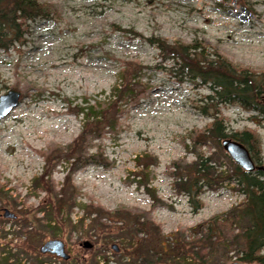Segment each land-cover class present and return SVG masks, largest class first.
<instances>
[{
	"label": "rangeland",
	"instance_id": "374dc122",
	"mask_svg": "<svg viewBox=\"0 0 264 264\" xmlns=\"http://www.w3.org/2000/svg\"><path fill=\"white\" fill-rule=\"evenodd\" d=\"M43 2L54 7L53 17L28 23L23 45L0 50V96L19 94L18 105L0 120V249L13 257L9 263L117 264L123 258L125 264L130 250L105 240L124 228L115 221L119 211L147 214L168 237L241 205L244 196L233 179L203 188L195 200L177 190V167L194 162L197 154L212 156L213 179L230 175V170L222 156H214L218 151L210 141L194 143L193 133L211 122L199 109V101L211 95L209 89L199 81L180 79L171 62H160L148 39L204 46L208 53L217 50L235 65L262 73L264 0ZM126 63L133 66L125 77L131 78L137 99L122 102L114 131L106 128L100 138L87 140L81 163L47 164L44 155L55 157L80 134L85 122L78 109L83 99H109ZM217 109L230 133L248 129L258 135L261 163L255 166H264L262 118L236 104H218ZM91 155L102 158L95 163ZM137 158L148 166L146 172L136 167ZM140 172L146 174L156 201L137 183L141 180L134 179L133 173ZM58 192L71 226L53 236L36 221L44 218L40 212L49 210V202L60 197ZM197 200L201 208L194 210ZM89 206L103 214V232L86 231L91 217L84 218L83 229L73 228ZM3 210L15 219H4ZM53 239L64 243L69 260L39 253ZM153 239L147 237V242ZM84 242L92 248L83 249ZM228 257L240 263L234 253Z\"/></svg>",
	"mask_w": 264,
	"mask_h": 264
},
{
	"label": "trees",
	"instance_id": "16d2710c",
	"mask_svg": "<svg viewBox=\"0 0 264 264\" xmlns=\"http://www.w3.org/2000/svg\"><path fill=\"white\" fill-rule=\"evenodd\" d=\"M54 14V7L43 0H0V50L7 52L10 48L23 45L28 23L37 19H50ZM148 42L158 51L161 63L171 62L170 68L181 76L180 79L199 81L200 85L209 89L211 95H206L199 101V109L211 122L201 132L193 133L194 143L204 145L210 141L219 153L214 156H222L230 170V175L221 174L213 179L210 172L214 163L212 156L197 154L194 162L177 167V190L195 200L201 195L203 188L212 189L218 181L233 179L239 186L244 200L241 205L227 213L214 216L195 228L168 237L161 235L160 228L151 222L147 214L125 209L119 211L121 216L117 215L119 218L115 220L124 224V228L112 235L109 233L105 240L117 241L124 250H130L131 255L129 253L126 257L125 264H233L232 259L228 257L229 253H234L237 261L242 264H263L264 255L261 252L264 250V173L242 171L221 146L222 141L226 139L236 141L248 150L254 164H260V140L256 133L248 129L230 133L217 106L236 104L245 111L256 112L264 121V72L258 73L250 68L235 65L217 50L208 53L204 46L180 41L169 44L159 38L148 39ZM124 66L119 73L118 82L112 87L109 99L93 103L89 98L83 99L84 105L78 109L85 122L80 134L66 149L58 150L55 157L50 159V153L44 155L47 164L60 166L61 163H81L86 157L87 140L100 138L106 128L109 132L114 131L122 102L137 99L135 88L130 83L131 78L125 77L133 66L130 63ZM209 112H212V115H209ZM89 157L95 163L102 158L98 155ZM135 163L137 168L146 172L148 166L140 164L138 158ZM43 176L49 177L47 174ZM69 177V174L66 175V181L70 180ZM133 177L141 180L137 183L144 187L153 201H156L153 192L148 188L146 174L133 173ZM48 187L52 190L53 184ZM49 188L43 190L50 195ZM57 195L60 197L49 202V210L39 211L44 214V218L36 221L39 227L43 225L48 228L47 233L53 236L71 226L69 214L64 210L62 195L60 192ZM194 203V210L201 208L198 200ZM102 216L101 211H92L89 206L85 217L79 218L73 228L83 229L87 220L84 218L91 217V224L86 231L93 228L103 232L106 227ZM51 225L53 228H50ZM27 227L23 226V229ZM147 237L155 238L153 242L149 241L155 242L153 248L147 242ZM5 254L6 252L0 249V264H10L13 259L9 252ZM122 259L117 260V264H122Z\"/></svg>",
	"mask_w": 264,
	"mask_h": 264
},
{
	"label": "water",
	"instance_id": "95a60500",
	"mask_svg": "<svg viewBox=\"0 0 264 264\" xmlns=\"http://www.w3.org/2000/svg\"><path fill=\"white\" fill-rule=\"evenodd\" d=\"M18 99L19 94L14 91H9L7 94L0 96V120L5 118L18 105ZM221 146L231 161L242 171L246 173L254 171L264 173V166H255L248 150L242 144L226 139L222 141ZM1 216L4 219H15V215L10 213L8 210H3ZM81 247L89 250L92 248V245L89 242H84L81 244ZM111 249L114 252L118 251V247L116 245H112ZM39 253L43 255L49 253L59 259H62L63 261H67L70 258L65 252L64 243L57 239L49 240L44 243L39 248Z\"/></svg>",
	"mask_w": 264,
	"mask_h": 264
},
{
	"label": "flooded vegetation",
	"instance_id": "af4514ba",
	"mask_svg": "<svg viewBox=\"0 0 264 264\" xmlns=\"http://www.w3.org/2000/svg\"><path fill=\"white\" fill-rule=\"evenodd\" d=\"M64 248H65V246H64ZM45 255L55 258L54 255H51V254H49V253H47V254H45ZM239 264H242V263H239ZM263 264H264V263H263Z\"/></svg>",
	"mask_w": 264,
	"mask_h": 264
},
{
	"label": "bare ground",
	"instance_id": "6f19581e",
	"mask_svg": "<svg viewBox=\"0 0 264 264\" xmlns=\"http://www.w3.org/2000/svg\"><path fill=\"white\" fill-rule=\"evenodd\" d=\"M240 14H242V11H240Z\"/></svg>",
	"mask_w": 264,
	"mask_h": 264
}]
</instances>
